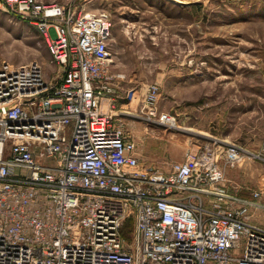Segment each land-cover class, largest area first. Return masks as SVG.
<instances>
[{"label":"built area","instance_id":"obj_1","mask_svg":"<svg viewBox=\"0 0 264 264\" xmlns=\"http://www.w3.org/2000/svg\"><path fill=\"white\" fill-rule=\"evenodd\" d=\"M0 7L38 32L58 70L47 80L37 62L0 67V264H264V227L252 221L264 192L224 185L240 148L205 144L165 172L141 165L108 112L124 98L107 14L36 0ZM157 96L148 87L145 120L174 127Z\"/></svg>","mask_w":264,"mask_h":264},{"label":"rangeland","instance_id":"obj_2","mask_svg":"<svg viewBox=\"0 0 264 264\" xmlns=\"http://www.w3.org/2000/svg\"><path fill=\"white\" fill-rule=\"evenodd\" d=\"M36 1L108 15L111 71L123 77L124 98L108 111L124 122L143 167L165 172L221 141L243 151L238 164L223 165L225 187L241 197L264 192V0ZM32 62L47 80L58 76L38 32L0 7V67ZM150 86L174 127L145 120ZM252 221L264 227L263 214Z\"/></svg>","mask_w":264,"mask_h":264},{"label":"bare ground","instance_id":"obj_3","mask_svg":"<svg viewBox=\"0 0 264 264\" xmlns=\"http://www.w3.org/2000/svg\"><path fill=\"white\" fill-rule=\"evenodd\" d=\"M105 107V106H104ZM105 110H107L106 108H104ZM109 113H111L113 116H115V113H113L112 111H108ZM117 116V115H116ZM176 128V127H175Z\"/></svg>","mask_w":264,"mask_h":264},{"label":"crops","instance_id":"obj_4","mask_svg":"<svg viewBox=\"0 0 264 264\" xmlns=\"http://www.w3.org/2000/svg\"><path fill=\"white\" fill-rule=\"evenodd\" d=\"M263 201H264V198H263Z\"/></svg>","mask_w":264,"mask_h":264}]
</instances>
